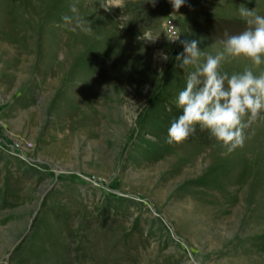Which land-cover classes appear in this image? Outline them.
I'll return each mask as SVG.
<instances>
[{"label": "rangeland", "instance_id": "obj_1", "mask_svg": "<svg viewBox=\"0 0 264 264\" xmlns=\"http://www.w3.org/2000/svg\"><path fill=\"white\" fill-rule=\"evenodd\" d=\"M100 2L0 0V264H264V112L232 152L167 143L180 41L214 55L264 0Z\"/></svg>", "mask_w": 264, "mask_h": 264}, {"label": "clouds", "instance_id": "obj_2", "mask_svg": "<svg viewBox=\"0 0 264 264\" xmlns=\"http://www.w3.org/2000/svg\"><path fill=\"white\" fill-rule=\"evenodd\" d=\"M156 6L158 0H144ZM175 12L186 0H168ZM106 11L122 8V0H101ZM240 16L248 27L239 34H225L223 48L214 55L205 54L198 40H181L183 51L175 57L177 67L189 66L186 86L179 91L175 103L182 114L172 121L167 143L181 144L196 131L208 130L229 152L243 147L247 139L245 129L264 112V73L256 75L252 68L229 74L223 70L228 58L245 57L259 67L264 63V15L241 5ZM178 40H171L175 43ZM159 59L169 57L160 50Z\"/></svg>", "mask_w": 264, "mask_h": 264}]
</instances>
